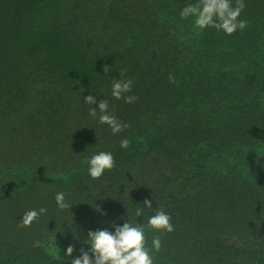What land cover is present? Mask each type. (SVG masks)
<instances>
[{"label":"trees","instance_id":"obj_1","mask_svg":"<svg viewBox=\"0 0 264 264\" xmlns=\"http://www.w3.org/2000/svg\"><path fill=\"white\" fill-rule=\"evenodd\" d=\"M196 2L0 0V264H70L68 245L78 257L89 230L126 220L154 264H264V0L231 35L181 18ZM128 78L132 103L111 95ZM88 95L130 127L100 124ZM102 151L115 167L93 179ZM157 210L172 232L149 226Z\"/></svg>","mask_w":264,"mask_h":264},{"label":"clouds","instance_id":"obj_2","mask_svg":"<svg viewBox=\"0 0 264 264\" xmlns=\"http://www.w3.org/2000/svg\"><path fill=\"white\" fill-rule=\"evenodd\" d=\"M246 7L244 0H235L233 6L232 0H197L196 3H189L180 12L181 18H194L195 27L198 30L211 27L222 30L231 35L237 30H244L248 21L239 19L243 9ZM104 72H109L108 65L103 66ZM120 76H125V70L121 69ZM169 81L175 82V78L169 75ZM133 81L128 79H114L112 83L111 95L119 100L124 99L126 103L135 102L138 97L126 96L125 93L131 92ZM86 103L97 105L99 109V123L107 124L114 134L122 132L130 127L127 123L119 121L114 114L109 113V101L101 99L97 101L93 95L84 97ZM89 115L92 118L97 117V107L89 109ZM120 146L128 148L130 141L125 138L121 140ZM88 173L93 179H99L105 170H111L115 167V159L111 152H99L93 155L88 161ZM57 207L61 210L71 208V205L65 199L64 192H58L55 196ZM145 207L151 208V200L143 201ZM101 214L106 215L100 209L99 205L94 206ZM144 209L137 208L135 216L141 217ZM46 208H40L39 211L33 209L25 212L22 216L21 227H30L34 221H38L40 215L46 214ZM171 217L162 210H157L155 215L149 217L148 224L151 228L172 232L173 224L170 222ZM114 231L108 228L89 230L87 233L86 244L90 248L85 250L79 249L80 256L72 258L75 251V245H68L65 253L66 258H70V264H154V258L150 255V250L146 248V238L144 228L140 224H133L126 220L122 225L113 222ZM38 244V242H37ZM152 246L158 252L162 243L159 236L151 241Z\"/></svg>","mask_w":264,"mask_h":264}]
</instances>
